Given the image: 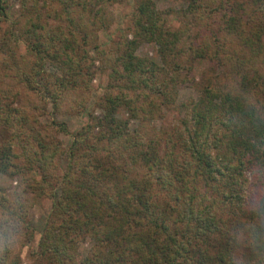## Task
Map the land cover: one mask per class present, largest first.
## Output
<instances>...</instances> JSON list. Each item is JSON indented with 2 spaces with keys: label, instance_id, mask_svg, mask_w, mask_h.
Instances as JSON below:
<instances>
[{
  "label": "trees",
  "instance_id": "16d2710c",
  "mask_svg": "<svg viewBox=\"0 0 264 264\" xmlns=\"http://www.w3.org/2000/svg\"><path fill=\"white\" fill-rule=\"evenodd\" d=\"M186 3L172 28L151 0H137L133 39L103 49L76 31L75 10L99 14L90 1L0 0V24L19 6L11 32L36 60L17 71L26 91L0 90V129L10 137L0 141V175L18 188L0 194V264H20L12 238L33 242L23 194L51 200L37 264H264V0ZM11 32L0 50L14 62ZM140 43L154 44L170 69L137 57ZM195 60L213 75L199 99L182 105L171 128L151 129L191 82ZM96 74L108 82L98 113H87ZM23 92L36 98L18 107ZM48 106L85 115L66 151L55 135L71 134Z\"/></svg>",
  "mask_w": 264,
  "mask_h": 264
},
{
  "label": "rangeland",
  "instance_id": "374dc122",
  "mask_svg": "<svg viewBox=\"0 0 264 264\" xmlns=\"http://www.w3.org/2000/svg\"><path fill=\"white\" fill-rule=\"evenodd\" d=\"M90 1L94 3L99 11V14L94 16L91 14V17L87 13H82V9L79 8L78 11L75 10L74 17H76V31H85L87 30L89 36L93 35L95 37L94 40H90L101 46L103 49L113 48L120 41H129L133 39L134 29L132 26V17L135 13V6L137 0H84ZM156 9L159 11H164L166 13L165 18H167L168 25L172 28L177 27L180 24V18L177 14L179 11H182L187 7L186 0H151ZM47 12L46 7L43 8L42 13L45 17ZM78 12V14H77ZM19 6L17 4H12L10 9H8L9 21L2 22L0 24V37L9 38V32L13 31L11 28V22L14 21L17 17H19ZM82 13V14H81ZM59 24V23H58ZM86 25V29H85ZM79 32H77L79 34ZM10 38L17 39V42H11V45H8L9 49H11L12 55H15V61L12 62L9 54H1L0 50V90L7 91L9 93H16L17 89L20 90L22 87L26 91L25 84L19 80L17 76V71H24L28 73L31 67H33L35 63V58L30 55L27 44L23 42L21 37H18V32H11ZM77 41H81V37L77 36ZM10 40V39H9ZM86 51L90 53V55H94L93 46H87ZM8 50V48H7ZM6 53V52H5ZM136 56L142 59H147L159 67H165L164 61L161 60L157 47L154 44L150 43H140L136 52ZM11 59V60H10ZM192 70L189 74L190 81H187L185 84H179L176 92V102L173 109L169 111H164L163 118L160 120L152 121L150 123L151 129H155L156 131L160 129H169L175 123L174 120L176 117L183 115V107L189 103L190 101H197L200 97V87L202 85L207 84V78L210 79L213 75L210 74L209 64L207 61L203 60H195L192 62ZM169 68V67H168ZM170 69V68H169ZM169 69L166 72V78H169ZM47 74H52V68L48 65L45 67ZM48 76V75H47ZM215 76V75H214ZM53 78V77H52ZM223 80H225L224 76H221V72L218 74V77L215 82L218 84H222ZM235 79L232 78L231 82ZM238 76L236 77V81L238 80ZM108 82V78L105 74L99 75L96 74L94 80L90 85V92L86 97L88 98V104L86 111L87 113H91L95 111V104L100 100L102 94L104 93L105 86ZM230 82V79H228ZM227 84V83H226ZM231 83L227 84L229 86ZM75 95V94H74ZM19 98L17 101V106H23L24 103H27V99L29 101H33L35 98L33 96L28 97L27 93L19 94ZM41 97L44 99L46 95L42 94ZM11 99H7L2 101L4 104L10 103ZM34 102V101H33ZM50 106L47 108V113L51 116L50 118L56 123H64L67 126L68 131L71 135L65 136L63 134H56L58 143L61 144V149L66 151L71 143V136L80 131V128L85 125V115H69L64 113L63 108H61V113L57 115H53L50 112ZM48 116V115H47ZM120 116H124L123 112H120ZM132 124L131 128L137 126V120H131ZM9 136L7 133L1 132L0 129V141L7 142L9 140ZM66 164V159L62 156L58 163V170L64 171V167ZM0 188L3 191L0 194L11 195L13 191H16L17 183L12 181L9 177L0 175ZM18 189V188H17ZM21 199L27 201V205L29 207L27 212V219L29 222V226L34 230L33 242L28 244L27 246L22 245L23 239L21 237L16 236L8 241L10 249H12V254L18 256V260L20 264H37L35 259L34 251H36L37 242L39 236L41 235L44 228V221L47 217L48 212L51 207V200L47 198L36 199L32 195H21ZM89 244V243H88ZM88 244L83 246L82 251L85 254L88 249ZM1 243H0V253H1Z\"/></svg>",
  "mask_w": 264,
  "mask_h": 264
}]
</instances>
